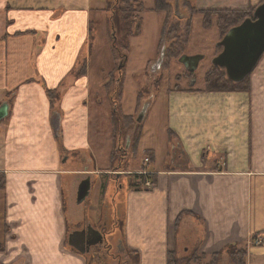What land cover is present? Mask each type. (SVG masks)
Segmentation results:
<instances>
[{
	"label": "crops",
	"instance_id": "1",
	"mask_svg": "<svg viewBox=\"0 0 264 264\" xmlns=\"http://www.w3.org/2000/svg\"><path fill=\"white\" fill-rule=\"evenodd\" d=\"M263 1L192 0V7L247 11ZM93 7V0H0V107L9 105L1 122L0 264H107L96 259L97 250L70 247L68 238L110 224L112 237L123 233L116 242L120 255V246L125 254L136 252L139 264H168L189 231L200 254L241 246L248 249L247 264L264 261V56L247 91L166 95L164 131L177 136L189 167L167 169L159 148L144 145L153 162L133 173L157 174L156 186L134 189L129 177L110 170L117 165L114 126L102 113L110 105L104 110L88 68ZM103 136H110L107 150ZM86 179L91 190L82 206L77 194ZM79 209L97 212L100 226H71L67 211Z\"/></svg>",
	"mask_w": 264,
	"mask_h": 264
},
{
	"label": "rangeland",
	"instance_id": "2",
	"mask_svg": "<svg viewBox=\"0 0 264 264\" xmlns=\"http://www.w3.org/2000/svg\"><path fill=\"white\" fill-rule=\"evenodd\" d=\"M93 2L95 12L91 18L89 40L92 54L89 62L90 67L88 68L93 78V89L95 91L99 90L97 93L104 98L102 102L104 110L105 107L110 105L108 113L102 112L104 120H110L109 123L111 122V125L114 126L112 138H114L115 152L113 157L117 165L115 164L113 167H118L115 169L111 167L110 170H116L118 176L129 177L132 187L140 189L141 180L143 181L146 178L143 176V172L152 174L153 181L157 175L146 169L133 173V169L138 166L144 165L149 168V165L153 162L150 159L151 152L143 150L144 145L146 147L155 146L159 148L158 160L160 165L167 169L171 167L186 169L189 167L187 156L177 145V136H172L169 132H166V135L164 131L167 112L166 95L170 91L182 89L208 90L218 85L225 86L229 90L233 88V86L223 82L226 80L225 73L212 65V60L222 52V49L217 44L223 40L230 29L224 25L223 21L218 23L216 15H208L205 20L201 12L206 11L194 8L195 11L190 12L182 8V0H179L178 13H176L177 0H170L171 10L167 16L154 13L155 0H132L129 4H126L125 0H118V12L115 18L116 31L114 32L111 20L113 10L116 7L112 9L114 4L111 3H114L115 0H93ZM139 6L143 7L144 10L140 11L141 7ZM134 9L137 11L136 13H134ZM222 17H226V15L222 14ZM164 21L167 23L165 22L166 28L165 31L163 30L164 34L162 36L161 29L164 26ZM113 46L120 47L121 56L128 52V60L124 66H121L122 63L120 64V61L118 62L114 59L116 55L112 52ZM183 55H204L205 60L201 63L196 73L188 74L179 63V59ZM122 60H124V57ZM209 75L212 76L208 77ZM219 79L223 81L220 82L218 81ZM208 80L209 82H207ZM106 87L111 94L118 87V93H121L123 88V96L119 97L117 95V98H115L118 101L120 100L117 107L120 111V119H115L114 123V108L111 105L110 94V99L105 98L106 94L108 95ZM122 116H129L132 119L125 123L121 120ZM140 116H142V121L138 122ZM127 123H131L129 129L125 127ZM4 129L5 124L2 123L0 125V144L4 140ZM141 132L142 137L138 146L139 153L137 157H134L133 142ZM120 137L122 139H119ZM108 138L110 136H103L102 139V145L105 146L106 144V150L110 143L107 142ZM168 140L170 145L167 143ZM172 144L174 147L173 151L171 148ZM117 151H120V153L117 154ZM167 151L169 157L166 156ZM122 156H125L124 159H122ZM171 156H174V163L171 161ZM101 158L102 161V155ZM147 158L149 162L145 163ZM2 160L0 155V163ZM114 179L117 180L115 175ZM121 182L123 184L125 179ZM154 185L156 186L155 181ZM106 204L109 203L106 202ZM67 214L69 215L71 226L75 229H82L88 224L93 227L94 224L100 226L98 223L102 222L103 219L95 220L97 212H90L88 209L83 212L80 209L76 210V212L67 211ZM118 226L122 228V221L118 222ZM112 230V224H110L109 228L104 229L105 234L109 235L108 239L112 245L110 252L107 254L98 250L95 257L99 262H104L107 259V264H125L128 258L124 247L120 246L122 255L117 249V241L118 239L121 240L123 233L121 231L120 233L117 232L112 237L113 234L110 232ZM193 235L194 233L189 231L186 235L188 237L187 241L182 238L181 242L184 245L176 254V264H237L240 261H247L248 263V249L241 246H234L233 249L227 250V252L220 254L216 258L200 254L193 248V242L190 243L194 238ZM120 244L122 245L121 241ZM244 251H247L245 258L243 255ZM192 260H196V263H192ZM92 261H95V259ZM252 263L264 264V261L253 259Z\"/></svg>",
	"mask_w": 264,
	"mask_h": 264
},
{
	"label": "water",
	"instance_id": "3",
	"mask_svg": "<svg viewBox=\"0 0 264 264\" xmlns=\"http://www.w3.org/2000/svg\"><path fill=\"white\" fill-rule=\"evenodd\" d=\"M179 11V0L176 3V13ZM222 52L212 60L215 68L224 70L227 79L234 84L244 83L255 71L264 56V1L253 13L252 18L246 19L241 25L232 28L225 35L223 40L217 44ZM205 60L204 55H183L179 63L185 68L188 74L198 71L201 63ZM9 115V105L3 104L0 107V123ZM142 121V116L138 122ZM91 180H84L78 189L77 204L82 205L90 195ZM96 233L97 241L87 243V232L75 231L69 235V246L82 254L90 252V247L104 242L105 236L90 227L89 231Z\"/></svg>",
	"mask_w": 264,
	"mask_h": 264
},
{
	"label": "trees",
	"instance_id": "4",
	"mask_svg": "<svg viewBox=\"0 0 264 264\" xmlns=\"http://www.w3.org/2000/svg\"><path fill=\"white\" fill-rule=\"evenodd\" d=\"M182 1H183L182 5L185 8H187L190 12L195 11V9L192 7V1L191 0H182ZM129 2L131 3L132 0H125L126 4H129ZM111 4H114L112 9H114V7H116V9L113 10V17H112V20H111V25H112L113 31L115 32L116 31L115 18L117 16L116 13L118 12V9H117L118 0H115V2L111 3ZM139 7H141V6H139ZM255 9L256 8H252V9H249L247 11H226V10L206 11V12H201V14L205 17V20H206L208 15H210V16L216 15L217 18H218V23L223 21L224 25L228 26L229 29L231 30L232 28H235V27L241 25L246 19L252 18L253 17V13L255 12ZM143 10H144L143 7H141L140 11H143ZM170 10H171L170 0H155V9L153 10L154 13L160 14V15L165 14L167 16L169 14ZM136 12L137 11L134 9V13H136ZM222 14L226 15V17H222ZM166 21H167V19H166ZM166 21H164V26L161 29L162 30V32H161L162 36H163L165 28H166V23H167ZM119 48H120L119 46H113L112 52L116 55L114 57V59L117 60L118 62L120 61V64L122 63L121 66H124L127 63V60H128V55H127L128 52L121 56ZM123 57H124V60H122ZM85 67L86 66H84V68L81 71V73H85ZM217 69H219V68H217ZM222 71L225 73L224 70H222ZM210 76H212V75H209L208 77H210ZM225 77H226V80L223 81L221 79V81L226 82V84H228L230 86H233V88L231 90H229L225 86L222 87L221 85H218V86L213 87L212 89H208V90L206 89V91H208V92L229 93V92H233V91H247L248 90L249 78L242 84H234V83L230 82L227 79L226 73H225ZM218 81H220V79ZM207 82H209V80ZM107 90H108V95L110 94V97H111V105L114 108L113 109V116H114L113 123H114L115 119H117V118L120 119V115H119L120 111H119V108L117 109L120 100L118 101L115 98H117V95H119V97L123 96V88L121 90V93H118L119 92V87H118V89H116L113 92V94L110 93V90L108 88H107ZM49 96L52 99H54L55 94L53 92H50ZM115 110H116V112H115ZM123 116L121 117V120L123 122H125V123L129 122L132 119L129 116L128 117H123ZM130 124L131 123H127V125L125 126L126 129H129ZM169 134L172 135V136L175 135L172 132H169ZM141 137H142V132L135 138V140L133 142V145H134L133 155H134V157H137V155H138V146H139ZM119 139H122V137H120ZM120 149H121V147H120ZM118 153H120V151H117V154ZM151 154L152 155H151L150 159L152 161L153 153L151 152ZM124 157L125 156H122V159H124ZM113 159H115V158L113 157ZM0 180H1L0 190H3L5 188V181H6L5 177L3 175H0ZM253 239H256V236ZM233 248H234V246H231V247L228 248V250H231ZM126 255H127L128 260H127V263H125V264H139L140 263V257H139V255L136 252H130L129 251V252L126 253ZM219 255L220 254L215 255L214 258H216ZM243 255H244V258H245L247 256V251H244ZM129 261H131V262H129ZM176 261H177L176 254L175 253H170L169 256H168V264H176ZM192 263H196V260H194V261L192 260ZM237 264H247V261H245V262L244 261H240Z\"/></svg>",
	"mask_w": 264,
	"mask_h": 264
},
{
	"label": "flooded vegetation",
	"instance_id": "5",
	"mask_svg": "<svg viewBox=\"0 0 264 264\" xmlns=\"http://www.w3.org/2000/svg\"><path fill=\"white\" fill-rule=\"evenodd\" d=\"M87 228H85V230L87 232V243H89V242L93 243V242L97 241V238H99V236L96 233H94L92 230L89 231ZM98 232H100L103 236H105L104 242H102V244H98L96 246L95 245L94 246L87 245L85 247V249L87 250L88 247H90V251H92V250H97V251L101 250V251H104V252H106L108 254V252H110L111 246H112L110 244L109 240L106 239L108 237V235L104 234V231L102 232L101 230H99Z\"/></svg>",
	"mask_w": 264,
	"mask_h": 264
},
{
	"label": "built area",
	"instance_id": "6",
	"mask_svg": "<svg viewBox=\"0 0 264 264\" xmlns=\"http://www.w3.org/2000/svg\"><path fill=\"white\" fill-rule=\"evenodd\" d=\"M149 162V159L147 158L146 159V162L145 163H148ZM143 176L146 177L145 180H141V183H140V186H141V190H144V191H151L154 189V181L152 180V177L151 175L152 174H147L145 172H143Z\"/></svg>",
	"mask_w": 264,
	"mask_h": 264
}]
</instances>
